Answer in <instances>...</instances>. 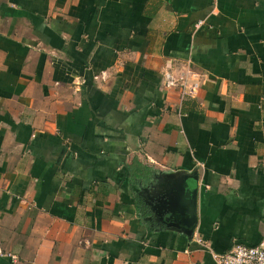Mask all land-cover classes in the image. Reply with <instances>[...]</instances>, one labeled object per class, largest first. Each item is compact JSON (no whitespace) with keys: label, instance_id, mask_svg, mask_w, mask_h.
Masks as SVG:
<instances>
[{"label":"crops","instance_id":"obj_1","mask_svg":"<svg viewBox=\"0 0 264 264\" xmlns=\"http://www.w3.org/2000/svg\"><path fill=\"white\" fill-rule=\"evenodd\" d=\"M185 177L192 240L158 208ZM263 238L264 0H0V264H217Z\"/></svg>","mask_w":264,"mask_h":264},{"label":"water","instance_id":"obj_2","mask_svg":"<svg viewBox=\"0 0 264 264\" xmlns=\"http://www.w3.org/2000/svg\"><path fill=\"white\" fill-rule=\"evenodd\" d=\"M186 178L174 181L171 185H162L157 190V194L162 196L158 208L164 206L163 210L168 209L173 219L170 226L182 229L192 240L198 222L197 189Z\"/></svg>","mask_w":264,"mask_h":264},{"label":"built area","instance_id":"obj_3","mask_svg":"<svg viewBox=\"0 0 264 264\" xmlns=\"http://www.w3.org/2000/svg\"><path fill=\"white\" fill-rule=\"evenodd\" d=\"M202 22L196 25L199 28ZM165 85L174 87L177 82L170 76L166 75ZM180 98H193L199 90V84L193 80H185L180 83ZM211 254L217 264H264V238L257 246H245L242 244L235 245L229 252L219 254L211 250Z\"/></svg>","mask_w":264,"mask_h":264}]
</instances>
